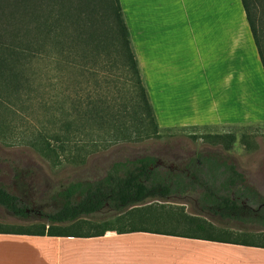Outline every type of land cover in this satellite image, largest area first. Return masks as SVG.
Wrapping results in <instances>:
<instances>
[{"label": "trees", "instance_id": "obj_1", "mask_svg": "<svg viewBox=\"0 0 264 264\" xmlns=\"http://www.w3.org/2000/svg\"><path fill=\"white\" fill-rule=\"evenodd\" d=\"M241 3L264 71V0ZM110 72L129 76L131 113L141 125L133 136L122 128L134 122L122 118L118 103L100 91L98 76ZM39 116L37 124H29ZM157 129L119 0L0 4V142L29 146L53 164L81 163L91 153L88 144L79 143L81 134L100 130L138 140L158 135ZM214 137L229 146L235 135ZM188 193H196L201 209L212 215L264 228V195L233 163L216 153H199L181 168L164 167L149 154L113 161L102 177L74 181L57 192L59 206L41 213L44 222H0V233L96 237L107 231H146L264 247L260 234L215 228L181 206L164 203ZM0 205L27 216L22 199L2 185ZM155 205L177 208L179 214L163 216ZM102 212L111 216L87 219ZM164 223L186 230L160 228Z\"/></svg>", "mask_w": 264, "mask_h": 264}, {"label": "crops", "instance_id": "obj_2", "mask_svg": "<svg viewBox=\"0 0 264 264\" xmlns=\"http://www.w3.org/2000/svg\"><path fill=\"white\" fill-rule=\"evenodd\" d=\"M119 2L159 127L264 121V71L241 0ZM0 264H264V247L146 231L0 233Z\"/></svg>", "mask_w": 264, "mask_h": 264}, {"label": "rangeland", "instance_id": "obj_3", "mask_svg": "<svg viewBox=\"0 0 264 264\" xmlns=\"http://www.w3.org/2000/svg\"><path fill=\"white\" fill-rule=\"evenodd\" d=\"M5 1L0 0V4ZM98 77L102 94L118 103L117 108L122 118L134 122L135 127L122 128L133 136L141 125L137 116L131 113L133 99L129 76L110 72ZM39 118L41 116L27 121L30 125L37 124ZM25 125L27 123H24ZM24 126L21 129H24ZM157 134L138 140H129L125 135L111 137L106 131L100 130L89 136L81 134L78 137L79 143H86L88 148H91V153L81 163L64 160L53 164L29 146L21 143L6 145L0 142V185L20 197L27 212L26 217H18L0 205V222L21 226L40 224L44 222L41 213L51 212L59 206L57 192L69 183L98 179L106 173L113 161L147 154L158 157L164 167L181 168L189 158L196 157L199 153H216L233 163L238 171L245 175L247 181L264 195V121L160 127ZM216 134H234V141L229 146L217 143V138L214 137ZM164 203L181 206L187 214L209 221L215 228L235 233L246 231L260 234L264 241L263 227L249 221L220 218L202 210L196 193H188L184 197L173 196ZM155 206V212L160 210L163 216L179 214L177 208ZM110 216V212H102L87 219L106 220ZM175 225L164 223L159 227L186 230L183 225Z\"/></svg>", "mask_w": 264, "mask_h": 264}]
</instances>
